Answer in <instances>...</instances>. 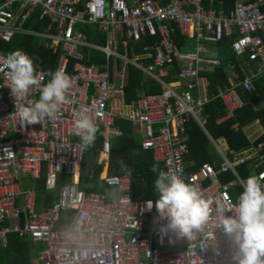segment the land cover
Here are the masks:
<instances>
[{"label": "built area", "instance_id": "obj_1", "mask_svg": "<svg viewBox=\"0 0 264 264\" xmlns=\"http://www.w3.org/2000/svg\"><path fill=\"white\" fill-rule=\"evenodd\" d=\"M213 1L0 0V41L23 34L38 36L53 48L60 45L52 72L63 68L74 81L57 119L21 125L7 72L0 70V248L16 232L39 244L32 264H230V244L218 230L212 231L217 227L215 213L207 229L215 240L199 237L188 242L161 231L166 221L154 204L149 210L151 200L132 199L128 173L102 176L116 189L111 199L80 188L83 150L72 135L77 114L87 111L102 128L100 154L108 159L110 137L122 135L116 119L129 121L141 149L150 151L165 171H178L234 213L237 202L232 196L243 191L249 175L264 172V136H247L251 145L228 155L222 140L214 141L204 132L200 113L210 99L219 98L227 110L222 119L233 118L243 105L238 88L255 91L253 79L264 75V0H238L229 12ZM34 14L47 23L45 31L24 28ZM89 34L102 35L104 43L89 41ZM225 36L233 38L231 49L238 57L247 56L246 66L240 65L244 76L230 64L228 86H216L208 95V81L200 71L219 65L217 50L210 48ZM177 37L182 38L180 44ZM86 48L100 51L106 62L85 63ZM6 56L0 49V69ZM128 66L141 71L160 91L125 102ZM37 72L42 83L51 78L46 68L38 67ZM37 99L39 92L33 88L24 103ZM190 121L212 143L220 157L217 165L204 161L187 169L185 126ZM250 158L255 171L240 176L236 164ZM224 172L233 178L220 180ZM62 173L72 174L71 181L62 179ZM19 177L36 182L21 188ZM39 180L42 183L36 184ZM40 184L47 191L59 185V192L52 205L37 210ZM67 210H75L73 220L57 228L60 214ZM136 221L139 226L134 228Z\"/></svg>", "mask_w": 264, "mask_h": 264}, {"label": "trees", "instance_id": "obj_2", "mask_svg": "<svg viewBox=\"0 0 264 264\" xmlns=\"http://www.w3.org/2000/svg\"><path fill=\"white\" fill-rule=\"evenodd\" d=\"M165 0H162V2ZM235 0H214L215 6H222L225 12L234 6ZM47 23L38 20L37 14L32 15L24 24V28L34 32H43ZM232 37L225 36L221 41L213 44L217 47V56L220 60L218 66L205 71H200L208 81L207 94L216 91V86L226 87L229 84V65L234 64L240 72V77L244 74L240 65L246 66L247 56L240 58L231 49ZM91 42L103 43L102 35H88ZM180 44L182 38L177 37ZM0 49L6 55L16 49L27 52L38 67L46 68L48 73L52 72L56 66L58 57L61 53V46L55 48L46 45L44 39L34 35L16 34L9 41H0ZM84 49V62L87 64L99 63L102 61V53L97 50ZM255 91L246 92L238 88V93L242 100V107L235 111L233 118H225L227 110L219 98L210 99L201 110L202 128L204 132L214 141L222 140L227 148L225 153L230 155L234 150L245 149L251 145L250 139L244 133L245 128L256 121H259L264 130V108L260 104L264 102V75H259L253 79ZM160 91V87L142 73L128 66V82L125 87V102L130 103L141 92L155 93ZM116 125L122 130V135L110 137V150L107 155L100 157L102 149V128L98 126V132L94 144L87 150H83L82 160L79 167L78 186L84 191H96L104 193L107 199H111L116 194V189L105 183L102 176L105 173L122 174L128 173L130 176V195L133 200H151L157 198L154 189V182L157 173L153 172L152 165H159L160 162L152 158L150 151L142 150L140 147V137L134 132L131 122L116 119ZM233 125H238L237 129ZM202 129L194 122L190 121L185 126V137L188 146V152L185 155L187 169L196 168L201 162L209 161L217 165L220 161L219 155ZM264 136V132L262 133ZM210 146L213 152L210 151ZM100 157V159H99ZM107 166V168H106ZM240 176H247L255 171L252 159H247L244 163H238L235 166ZM106 170V171H105ZM164 170V169H163ZM77 176V174H76ZM220 180L227 181L233 178L230 172H224L219 175ZM63 179V178H62ZM38 183H42L39 180ZM38 191H42V201L45 203L43 208L52 205L58 196L59 185L47 191L40 184ZM37 191V194H38ZM238 194L232 196V200L237 202ZM38 200V197H37ZM42 202V203H43ZM38 206V207H42ZM75 210L63 211L56 224L57 228H65L73 220ZM27 237H20L16 232L8 235V243L0 248V264H32L35 259L37 247L36 244L26 240Z\"/></svg>", "mask_w": 264, "mask_h": 264}, {"label": "clouds", "instance_id": "obj_3", "mask_svg": "<svg viewBox=\"0 0 264 264\" xmlns=\"http://www.w3.org/2000/svg\"><path fill=\"white\" fill-rule=\"evenodd\" d=\"M0 70L7 72L16 104L15 114L21 125L57 119L74 84L63 68L50 72L51 78L42 83L34 59L21 49L8 53ZM33 88L38 90L39 99L24 103ZM98 130L93 117L82 111L74 121L72 135L79 139L78 147L87 150L94 144ZM151 170L157 173L154 182L157 198L148 201V208L150 210L154 204L159 218L166 221L161 229L164 234L171 233L175 239L188 242L199 237L214 241L215 235L209 237L207 229L215 213L217 227L212 231L218 230L230 244V264H264V172L249 175L243 181V191L233 213L231 207L225 206L219 198L214 201L208 197L199 184L186 181L178 171H165L158 163L153 164ZM138 226V221L132 225Z\"/></svg>", "mask_w": 264, "mask_h": 264}, {"label": "crops", "instance_id": "obj_4", "mask_svg": "<svg viewBox=\"0 0 264 264\" xmlns=\"http://www.w3.org/2000/svg\"><path fill=\"white\" fill-rule=\"evenodd\" d=\"M236 1H238V0H235V3H236ZM235 3H234V5H235ZM234 7V6H233ZM232 7V8H233ZM231 8V9H232ZM104 43V42H103ZM102 44V43H101ZM91 50V48H88L87 50ZM210 49H215V50H217V47L216 46H214L213 48H210ZM106 62V58H105V56H104V54H102V61L101 62H99V63H94V64H100V65H103L104 63ZM92 64V63H91ZM134 68V67H133ZM136 69V68H135ZM127 71H128V67H127ZM141 72V71H140ZM142 73V72H141ZM142 75H144L143 73H142ZM144 77H145V75H144ZM147 77V76H146ZM127 82H128V74H127ZM127 85V84H126ZM141 93H143V92H141ZM140 93V94H141ZM139 94V95H140ZM145 94V93H144ZM260 108H264V102L263 103H261L260 104ZM264 132V130H263V128H262V125H261V123L259 122V121H256V122H254L253 124H251L250 126H248L247 128H245V130H244V133H245V135L246 136H248V137H251V138H258L259 136H261L262 135V133ZM225 144V143H224ZM102 155V158H104L103 156L104 155H107V154H105V153H103V154H101ZM107 164H108V160H107ZM106 168H107V166H106ZM36 184H38V181H37V183ZM34 184H32L31 186H33ZM42 196L41 197H39L38 198V200H37V194H36V207L35 208H39V209H41V208H43V206L42 205H44L45 206V203L42 201ZM43 202V203H42ZM38 206H42V207H38Z\"/></svg>", "mask_w": 264, "mask_h": 264}, {"label": "rangeland", "instance_id": "obj_5", "mask_svg": "<svg viewBox=\"0 0 264 264\" xmlns=\"http://www.w3.org/2000/svg\"><path fill=\"white\" fill-rule=\"evenodd\" d=\"M210 151L213 152V148L211 146H210ZM100 157H102V155ZM100 157H99V159H100ZM61 177H63V179L66 182H69V181H71L72 174H68L67 175V174L62 173ZM76 177L77 176L75 175V178ZM18 182H19V185H20L21 188H25V187H30L32 184H35L36 181L34 179H32V178H29V177H19ZM40 194H43V192L42 191H38V194H37L38 198L40 197ZM35 209L39 210V208H35ZM25 237H27V236H25ZM26 240L29 241L28 237L26 238ZM36 247H37V249H39V244H36Z\"/></svg>", "mask_w": 264, "mask_h": 264}, {"label": "bare ground", "instance_id": "obj_6", "mask_svg": "<svg viewBox=\"0 0 264 264\" xmlns=\"http://www.w3.org/2000/svg\"><path fill=\"white\" fill-rule=\"evenodd\" d=\"M76 175V174H75Z\"/></svg>", "mask_w": 264, "mask_h": 264}]
</instances>
